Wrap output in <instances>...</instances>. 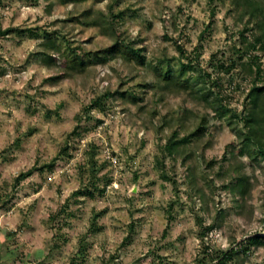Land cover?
<instances>
[{
    "label": "rangeland",
    "instance_id": "1",
    "mask_svg": "<svg viewBox=\"0 0 264 264\" xmlns=\"http://www.w3.org/2000/svg\"><path fill=\"white\" fill-rule=\"evenodd\" d=\"M245 20L229 0H0V264H197L206 243L263 234L264 157L239 153L243 121L213 105L247 102ZM114 37L144 61L109 51ZM186 56L210 73L206 98L162 81ZM230 264H264V244Z\"/></svg>",
    "mask_w": 264,
    "mask_h": 264
},
{
    "label": "trees",
    "instance_id": "2",
    "mask_svg": "<svg viewBox=\"0 0 264 264\" xmlns=\"http://www.w3.org/2000/svg\"><path fill=\"white\" fill-rule=\"evenodd\" d=\"M69 2L71 0H64ZM232 7L237 11L238 16L241 19H246L245 24L241 29L242 35V46L235 48V51L239 53V56L246 55L247 60H240V65L245 70L246 74L251 76V86L248 89L246 99L247 102L241 112H236L234 109L231 110L222 102V97L217 92L213 98V105H215L216 112L219 117H223L231 112V119L243 121V127L237 129V136L242 142L239 153H247L249 157L255 158L256 155L264 157V67L260 61L258 54H249L248 49L264 51V0H229ZM2 33L3 31L0 30ZM250 32L252 39H248V35L245 32ZM109 51L116 53L122 59H132L136 62H143L144 56L141 53L142 48L134 46L133 43L124 42L123 40L114 37L111 44L109 45ZM186 60L179 58L180 67L174 69L169 62L166 61L165 67L162 68L161 77L162 81L167 84L173 83L174 81L179 85H187L188 80H195L198 83L204 84L201 88V92L204 98H206L205 90L209 91L210 87L207 86V82L210 80V73L199 66L198 62H195L192 57L186 56ZM232 62L231 64H235ZM75 65L76 61H72ZM177 73L176 77H172L173 73ZM187 72H190L189 78L185 77ZM210 83L218 85L217 81H211ZM140 85H148V83H139ZM213 91V90H212ZM130 96L135 98L136 96L129 92ZM99 101L95 99V101ZM206 121L202 117L187 133L178 138L177 131H174L172 136L168 139L165 144V149L169 154L173 153L176 148L182 144H186L193 137H200L205 131ZM56 158H53L48 166H53ZM214 164V160L208 161V165ZM29 174L28 171H20L14 180V187H16L21 180H23ZM235 187L240 194H243L249 186L247 177L244 174H238L235 176L233 182ZM211 226L208 227L211 228ZM256 244H264V233H250L248 236L243 238L237 245H229L221 250H213L206 243L203 245L204 255L198 260L197 264H230L240 251L246 252L251 246Z\"/></svg>",
    "mask_w": 264,
    "mask_h": 264
}]
</instances>
